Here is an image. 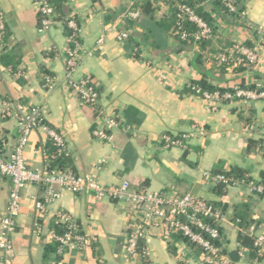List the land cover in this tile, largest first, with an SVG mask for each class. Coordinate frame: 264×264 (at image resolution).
<instances>
[{
  "label": "crops",
  "instance_id": "crops-1",
  "mask_svg": "<svg viewBox=\"0 0 264 264\" xmlns=\"http://www.w3.org/2000/svg\"><path fill=\"white\" fill-rule=\"evenodd\" d=\"M146 1L65 0L63 17L39 30L35 0H0L5 22L0 55L7 52L15 62L0 64V138L7 142L3 153L18 138L16 120L2 114L4 103L38 106L43 121L64 137L73 172L94 174L104 185L126 180L132 190L193 192L219 202L221 245L233 264H264V258L247 260L236 254L240 230H264V195L245 186L227 187L218 195L211 179L213 171L239 167L253 182L261 181L264 100L223 102L211 109L186 90L188 83L202 78L222 88L264 84V0H237L241 11L229 16L212 0L201 1L213 27L212 37L201 43L181 41L172 28L159 26L158 20L170 14L168 6L153 3L150 16L143 10ZM129 11L138 16L129 17ZM69 16L79 26L82 50L74 76H90L99 92V107L108 115H122L131 125L129 130H113L109 140L92 135L98 122L96 108L80 104L64 81L67 38L62 20ZM119 30L128 31L129 37L117 40ZM237 45L256 51V63L238 62ZM220 52L229 56L226 62L216 59ZM45 75L52 78L50 88L43 86ZM193 125L203 128L205 135L193 137L186 148H165L158 139L162 133L188 132ZM49 141L41 129L29 133L24 147L29 168L44 165ZM11 185V179L0 174V214L6 210ZM41 195L34 184L20 191V212L10 242L12 264H53L54 254L47 249L60 231V212L73 219L80 234L93 238L84 249L67 248L60 256L62 264H203L197 246L163 231L148 232L138 253L128 256V227L138 214L126 202L66 191L40 212L35 201ZM237 211L245 218L242 227L233 220Z\"/></svg>",
  "mask_w": 264,
  "mask_h": 264
},
{
  "label": "built area",
  "instance_id": "built-area-1",
  "mask_svg": "<svg viewBox=\"0 0 264 264\" xmlns=\"http://www.w3.org/2000/svg\"><path fill=\"white\" fill-rule=\"evenodd\" d=\"M39 13V30H45L55 22L54 10L49 0H35ZM155 3H163L174 10V25L172 33L180 40H186L189 36L197 40H208L213 35V28L183 0H154ZM226 15H232L237 11V0H219ZM129 17H137V11H129ZM67 21L72 33L67 37L64 59V81L71 94L82 105L96 108L98 122L92 129V135L100 140H109L113 130L123 128L129 130L131 125L125 121L122 115H108L99 107V92L88 75L75 77V71L82 60L81 43L79 40V26L72 16ZM189 22L195 26V31L189 33L184 29V23ZM5 22L0 10V38L4 33ZM117 40L129 37L126 30L115 31ZM99 38L98 42L102 40ZM238 62L249 65L256 63L258 55L253 49L237 45L235 49ZM219 62H226L229 58L225 53L216 54ZM45 87L52 86V78L43 76ZM194 94L201 97L208 107L215 109L223 102L239 101L248 104L254 100H264V84L256 82L253 88L234 85L231 90H202L191 83L187 84ZM3 116H10L16 120L18 138L7 154L3 150L7 147L5 139L0 138V174L11 179L12 185L8 195L7 207L0 214V264H12L10 254V242L16 227V218L20 212V191L26 184H34L42 191L41 198L35 201V207L43 212L53 201L59 199L63 192L86 193L97 200H112L126 202L130 208L138 214L136 220L129 224L126 238L125 252L128 256H134L140 249V243L148 234L150 227L160 226L166 234L179 233L189 242L200 249V259L203 264H233L229 254L221 245V227L223 215L203 197L193 192L171 194L156 191L132 190L128 181L113 185H104L99 179L90 173L77 174L69 168L59 169L50 166L52 159L68 155L64 137L54 128L46 124L41 116L38 106L26 105L21 102H5L2 110ZM41 129L47 134L54 148V154L46 153L44 165L41 168H29L24 156V147L28 135L33 129ZM204 136L205 131L201 127L193 125L191 130L185 133H162L159 141L165 148H186L188 142L195 136ZM213 183L222 182L226 187L245 186L255 194L264 195L262 184L253 181L237 180L226 177L223 174H211ZM60 231L54 233L53 239L57 242L56 254L59 255L55 264H62L60 256L67 248L84 249L90 245L92 237L79 233L77 225L66 213L58 214ZM253 240L255 250L254 258H264V230L246 232ZM236 254L240 258L251 259L250 250L239 245Z\"/></svg>",
  "mask_w": 264,
  "mask_h": 264
},
{
  "label": "trees",
  "instance_id": "trees-1",
  "mask_svg": "<svg viewBox=\"0 0 264 264\" xmlns=\"http://www.w3.org/2000/svg\"><path fill=\"white\" fill-rule=\"evenodd\" d=\"M184 2H186L188 5H190L193 10L196 12L197 15H199L202 19H204L211 27V17L209 14H207L202 6L200 5V2L203 0H183ZM214 2V4L221 9H223V6L220 4L219 0H212ZM65 0H49V3L51 4L53 10H54V15H55V19H59L63 17V13H62V8H63V4H64ZM153 3H155L154 0H147L144 5H143V10L144 12L150 14V16L153 15ZM170 10V14L167 16V18H163L158 20V25L165 28V29H169L172 28L174 25V21H175V17H174V10L173 9H169ZM239 9H237L236 13H238ZM235 14V13H234ZM224 15V14H223ZM74 18V17H73ZM70 19V17H66L62 20L63 22V28H64V33L66 35V38L72 33V29L68 26L67 21ZM75 20V19H74ZM128 24H130L129 21H127ZM213 28V27H212ZM184 29L187 30L189 33H193L195 31V26L192 23L189 22H185L184 23ZM4 33H5V29H4ZM3 33V34H4ZM2 34V35H3ZM177 39L178 36H176ZM263 37V43H264V35ZM180 40V39H179ZM194 40L192 38V36H189L188 39L186 40H181V41H192ZM204 40H197V43H201ZM0 64L2 66H7V65H14L15 62L13 60V57L7 53L4 52L0 55ZM192 85H196L197 87H200L202 90H206V91H213V90H220V91H224V90H231L230 88H222V87H214L211 84H209L205 79H200L197 81H192L191 82ZM188 92H193L191 90L190 87H187L186 89ZM249 143H251V140L249 141ZM47 149H48V154H54L55 153V148L51 142V140L48 142L47 144ZM68 155L66 156H59V157H55L54 159H52V162L50 163L51 167L54 168H59V169H64L66 167L69 168L68 165ZM212 174H223L226 177H233L234 179L237 180H243V181H252L251 178L247 175V172L239 167H233L231 170L229 171H213ZM262 178L261 181L258 182L259 184H262L264 187V174L262 173ZM226 186L222 183H214V186L212 188V191L218 195H224L226 192ZM259 195H263L262 193H260ZM210 204H212L215 208H218L221 210V205H219L220 203H213L211 201H208ZM244 217L243 215L240 214V212H236L234 214V222L236 223V225L242 227L244 226ZM58 233V232H57ZM178 236H181L179 233H174ZM182 237V236H181ZM183 239L187 240L186 238L183 237ZM188 241V240H187ZM238 241L240 242V244L244 247H247L250 250V257L253 258L255 256V250L253 248V240L251 237H249L247 235V233L242 232L240 230V232L238 233ZM189 242V241H188ZM191 243V242H189ZM193 244V243H191ZM195 245V244H194ZM196 246V245H195ZM56 247H57V242L54 241V244H52L51 247H49L47 250L51 251V253L54 254V262L53 264H55V262L58 260L59 255L56 254Z\"/></svg>",
  "mask_w": 264,
  "mask_h": 264
},
{
  "label": "water",
  "instance_id": "water-1",
  "mask_svg": "<svg viewBox=\"0 0 264 264\" xmlns=\"http://www.w3.org/2000/svg\"><path fill=\"white\" fill-rule=\"evenodd\" d=\"M240 5L241 4H239V6L237 7L238 9H239ZM149 232L153 233V234H160L161 233V227L160 226H152V227H150ZM230 255H232V253Z\"/></svg>",
  "mask_w": 264,
  "mask_h": 264
}]
</instances>
